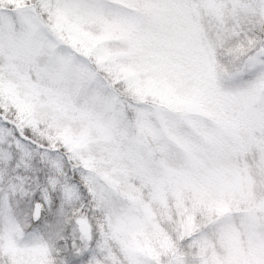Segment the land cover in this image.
Listing matches in <instances>:
<instances>
[{"label":"snow or ice","instance_id":"snow-or-ice-1","mask_svg":"<svg viewBox=\"0 0 264 264\" xmlns=\"http://www.w3.org/2000/svg\"><path fill=\"white\" fill-rule=\"evenodd\" d=\"M0 264H264V0H0Z\"/></svg>","mask_w":264,"mask_h":264}]
</instances>
